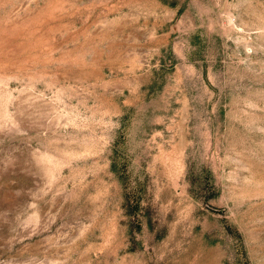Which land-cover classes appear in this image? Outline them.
Returning <instances> with one entry per match:
<instances>
[{"label": "rangeland", "instance_id": "rangeland-1", "mask_svg": "<svg viewBox=\"0 0 264 264\" xmlns=\"http://www.w3.org/2000/svg\"><path fill=\"white\" fill-rule=\"evenodd\" d=\"M0 264H264V0H0Z\"/></svg>", "mask_w": 264, "mask_h": 264}]
</instances>
